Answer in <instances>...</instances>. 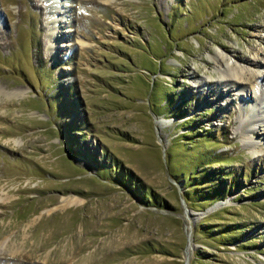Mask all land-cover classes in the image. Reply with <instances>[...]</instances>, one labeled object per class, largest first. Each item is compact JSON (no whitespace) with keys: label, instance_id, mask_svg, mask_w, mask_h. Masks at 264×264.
<instances>
[{"label":"rangeland","instance_id":"374dc122","mask_svg":"<svg viewBox=\"0 0 264 264\" xmlns=\"http://www.w3.org/2000/svg\"><path fill=\"white\" fill-rule=\"evenodd\" d=\"M63 3L0 0V264H264V0Z\"/></svg>","mask_w":264,"mask_h":264},{"label":"bare ground","instance_id":"6f19581e","mask_svg":"<svg viewBox=\"0 0 264 264\" xmlns=\"http://www.w3.org/2000/svg\"><path fill=\"white\" fill-rule=\"evenodd\" d=\"M64 1H65V3H63V7H67L65 11H70L71 10L70 6H71L72 0H64ZM101 1L105 2V3H109V4H112L114 2V0H101ZM50 8H52V14L58 12V10H59V12L62 11L61 8L56 5L55 1H51ZM222 54L223 53H219L218 55H216L214 57L216 62L222 68V69L220 68L221 69L220 71L222 73L227 74V76H235L236 79L233 81L235 83L238 82L237 80H242L241 82L242 83L245 82V84H246V82H248V83L252 82L251 78L248 79L245 76L246 68L244 66H242L241 64H237L236 62L230 63L227 60V58L224 56V54L223 55ZM248 91L251 92V89H248L247 92ZM252 92H253V90H252ZM0 94L2 96L4 95L7 99L14 96V95H17V93H15V91L9 92V91H6L4 89H1V87H0ZM249 121H250L249 124L254 123L256 121V117H250ZM252 131L256 132L255 129H253ZM81 202H82V199L77 198V197H65L62 199V205L63 206H68V205H72V204H79Z\"/></svg>","mask_w":264,"mask_h":264},{"label":"trees","instance_id":"16d2710c","mask_svg":"<svg viewBox=\"0 0 264 264\" xmlns=\"http://www.w3.org/2000/svg\"><path fill=\"white\" fill-rule=\"evenodd\" d=\"M117 165H118V167L121 166V164H119V163ZM123 174L126 175L129 178H133L134 177L133 174H132V172H130V170L124 171ZM151 195H153V194H151Z\"/></svg>","mask_w":264,"mask_h":264}]
</instances>
